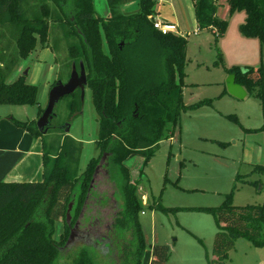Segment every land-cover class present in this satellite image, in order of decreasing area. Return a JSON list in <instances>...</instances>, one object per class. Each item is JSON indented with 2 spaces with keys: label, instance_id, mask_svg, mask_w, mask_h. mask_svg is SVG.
Segmentation results:
<instances>
[{
  "label": "trees",
  "instance_id": "1",
  "mask_svg": "<svg viewBox=\"0 0 264 264\" xmlns=\"http://www.w3.org/2000/svg\"><path fill=\"white\" fill-rule=\"evenodd\" d=\"M127 1L106 0L108 14L103 17L96 13L94 0H0V30L13 38L21 58L37 46L54 52L56 38L50 45L49 40L57 32L66 44L67 74L73 65L79 71L82 64L85 87L91 91L97 115L95 147L100 158L106 154L101 169L122 201L114 225L130 235L123 264H140L145 246L138 221L142 204L128 163L140 157L145 165L158 143L171 137L168 125L174 126L180 112L194 106H184L181 98L186 36L162 34L153 27L157 0H138L136 11L124 13L120 6ZM191 2L197 33L210 32L217 41L227 28V21L217 15V0ZM227 4L229 14L245 13L240 32L264 46L263 0H227ZM3 55L0 50V63ZM10 64L14 66L12 61ZM4 68L0 64V106L37 105L40 117L44 109L37 103L36 88L22 77L6 83ZM229 74L235 75V82L247 94L254 93L264 102L261 67L232 69ZM58 81L64 83L61 77ZM62 99L67 100L71 115L81 112L78 90ZM56 120L54 113L46 134L37 129L36 120H13L18 128L41 139L42 179L38 183L0 182V264H102L92 244H76L74 237L69 241L92 192L100 158H92L80 172L81 146L65 131L69 119L62 124ZM52 132L61 135L50 139ZM252 173L264 174V167L255 166ZM69 204L73 215L67 223ZM151 208L169 211L158 201ZM201 210L214 216L217 227L208 264H225L228 252L241 238L264 247V201L234 206L227 194L220 206ZM59 222L62 231L56 240L52 232ZM150 254L149 264H165L169 248L155 244Z\"/></svg>",
  "mask_w": 264,
  "mask_h": 264
},
{
  "label": "rangeland",
  "instance_id": "2",
  "mask_svg": "<svg viewBox=\"0 0 264 264\" xmlns=\"http://www.w3.org/2000/svg\"><path fill=\"white\" fill-rule=\"evenodd\" d=\"M172 3L174 5L170 6L157 1L155 18L173 14L179 17L176 30L187 38L181 98L184 106L194 107L180 112L174 126L168 125L171 137L158 143L145 165L142 166L140 157L128 163L133 179L138 182L136 194L142 204L138 221L145 246L140 264L149 263L150 247L155 244L168 246L169 257L165 264H208L217 227L214 216L201 209L220 206L227 194H231L234 206L260 205L264 201L261 185L264 174L252 173L253 167H264V102L254 93L242 100L236 99L225 87L232 69L261 67L264 82V46L258 39L245 37L240 32L245 13L229 14L227 0H217V15L227 21L226 31L217 41L210 32L194 33L191 0H173ZM94 5L99 16L108 14L106 0H94ZM137 7L138 0H129L122 2L120 9L131 13ZM55 38L54 52L37 46L27 57L21 58L13 38L0 30V50L4 54L0 64L5 67V82L12 83L22 77L25 83L33 85L40 109L46 107L52 85L60 77L65 82L69 75L66 44L55 32L51 34L49 45ZM0 107L3 114L11 112L17 118V107ZM22 110V120L18 121L39 118L37 105ZM54 113L57 124L69 119L68 135L81 146L79 171L83 172L92 158L99 160L101 156L95 147L98 122L90 89L84 88L79 114H70L66 99L55 105ZM60 135L52 132L48 138ZM34 139L35 164L32 163L28 173L21 172L5 182L41 181L42 143L39 137ZM101 166L76 222L74 243L92 244L102 264H123V250L130 235L114 225L120 216L122 201ZM157 201L169 211L151 208ZM72 215L70 211V220ZM61 231L62 222L55 223L52 238L58 240ZM86 234L88 238L83 240ZM225 264H264V247L238 239L228 252Z\"/></svg>",
  "mask_w": 264,
  "mask_h": 264
},
{
  "label": "crops",
  "instance_id": "3",
  "mask_svg": "<svg viewBox=\"0 0 264 264\" xmlns=\"http://www.w3.org/2000/svg\"><path fill=\"white\" fill-rule=\"evenodd\" d=\"M161 1L170 6L174 5L172 3L173 0H160V2ZM191 8L194 17L192 3ZM178 18L179 17L173 14L157 19L166 24H170L174 28V33L181 35L180 32L176 30L177 24H180ZM194 33H197L196 23ZM11 107H17L15 110L17 118L14 117L11 112L3 114L0 110V181L16 178L21 172L22 174L28 173L32 167V163L35 164V158H37L34 151L35 139L27 131L18 128L13 123V120H22L20 119L23 114L22 109L26 106Z\"/></svg>",
  "mask_w": 264,
  "mask_h": 264
},
{
  "label": "water",
  "instance_id": "4",
  "mask_svg": "<svg viewBox=\"0 0 264 264\" xmlns=\"http://www.w3.org/2000/svg\"><path fill=\"white\" fill-rule=\"evenodd\" d=\"M86 83H87L86 74L82 64H80L79 71L76 70L74 65L72 66L69 78L65 83H62L61 81H57L51 87L48 93L46 107L44 108L40 117L36 120V127L42 134H46L47 129L50 125V121L54 116V107L62 98H64L65 96H69L78 90L80 93V100L82 102ZM225 87L227 93L236 99L242 100L247 96V92L245 91V89L241 85L235 82L234 74H229V76L226 78ZM65 131L68 132L69 127L66 128ZM105 157L106 154H103L102 157L100 158L99 164L94 171L93 178H95V176L97 175L98 170L102 165ZM70 209H71V204H69L66 212L67 223H69L70 220L69 218ZM75 228L76 225H74V227L71 230L69 241H71L74 237Z\"/></svg>",
  "mask_w": 264,
  "mask_h": 264
},
{
  "label": "built area",
  "instance_id": "5",
  "mask_svg": "<svg viewBox=\"0 0 264 264\" xmlns=\"http://www.w3.org/2000/svg\"><path fill=\"white\" fill-rule=\"evenodd\" d=\"M157 1H160V0H157ZM153 27L156 30H158L159 32H161L162 34H166L168 32L174 33L173 26H171L170 24H166V23L158 20L157 18H155L154 21H153Z\"/></svg>",
  "mask_w": 264,
  "mask_h": 264
},
{
  "label": "flooded vegetation",
  "instance_id": "6",
  "mask_svg": "<svg viewBox=\"0 0 264 264\" xmlns=\"http://www.w3.org/2000/svg\"><path fill=\"white\" fill-rule=\"evenodd\" d=\"M65 83V82H64ZM75 232V231H74ZM74 236H75V233H74ZM83 240H85V239H87L88 238V235L86 234V235H83Z\"/></svg>",
  "mask_w": 264,
  "mask_h": 264
}]
</instances>
